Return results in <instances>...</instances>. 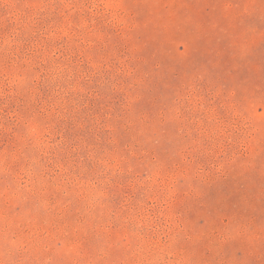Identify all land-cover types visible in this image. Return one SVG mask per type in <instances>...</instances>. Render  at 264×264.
Segmentation results:
<instances>
[{"label": "rangeland", "instance_id": "1", "mask_svg": "<svg viewBox=\"0 0 264 264\" xmlns=\"http://www.w3.org/2000/svg\"><path fill=\"white\" fill-rule=\"evenodd\" d=\"M0 264H264V0H0Z\"/></svg>", "mask_w": 264, "mask_h": 264}]
</instances>
